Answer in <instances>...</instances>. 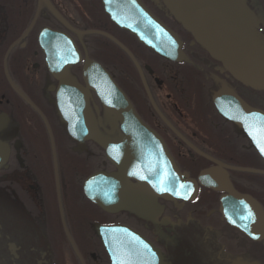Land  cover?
<instances>
[{
    "label": "flooded vegetation",
    "instance_id": "obj_1",
    "mask_svg": "<svg viewBox=\"0 0 264 264\" xmlns=\"http://www.w3.org/2000/svg\"><path fill=\"white\" fill-rule=\"evenodd\" d=\"M47 1L54 11L41 0H0V264H264V238L255 241L227 222L223 191L198 184L191 200L165 198L128 178L123 203L113 183L110 210L102 206L110 195L98 174L117 172L104 141L121 143L123 133L91 90L92 137L72 130L41 33H60L76 46L79 59L62 72L66 80L85 86V57L102 65L181 172L197 180L206 169L225 170L234 189L263 210L264 159L219 114L213 93L226 86L264 110V90L234 80L159 1L141 0L178 37L175 60L115 25L101 0ZM247 3L264 38V0ZM111 227L139 234L155 254L136 255L130 244L121 258L120 232L108 233L112 263L102 239Z\"/></svg>",
    "mask_w": 264,
    "mask_h": 264
},
{
    "label": "water",
    "instance_id": "obj_2",
    "mask_svg": "<svg viewBox=\"0 0 264 264\" xmlns=\"http://www.w3.org/2000/svg\"><path fill=\"white\" fill-rule=\"evenodd\" d=\"M41 1L49 4L47 0ZM156 1L234 80L256 91L264 90V38L257 31L259 19L247 0ZM101 3L114 24L136 36L149 49L172 60L182 55L176 34L141 0H101ZM41 40L55 60L50 66L59 79V105L70 119L72 130L78 136L92 137L94 123L87 109V91L91 90L123 133L121 143L105 140L103 145L107 159L117 168L114 173L98 174L104 177L106 197L110 195V200L102 204L106 210L112 204L113 183L115 191L120 185V205L123 203V179L143 183L158 196L184 200L194 198L200 184L224 192L220 210L230 225L255 241L264 238V210L251 195L234 189L227 171L213 167L202 171L197 180L188 177L178 169L163 141L140 119L126 94L102 65L85 57L82 67L85 86L66 80L62 72L79 59L76 46L60 33H41ZM213 101L219 114L234 123L264 159V110L248 105L226 86L213 93ZM105 230L102 239L112 263L113 245L108 233L120 232L121 258L127 257L124 248L132 244L137 255L155 254L153 246L133 231L123 227Z\"/></svg>",
    "mask_w": 264,
    "mask_h": 264
},
{
    "label": "rangeland",
    "instance_id": "obj_3",
    "mask_svg": "<svg viewBox=\"0 0 264 264\" xmlns=\"http://www.w3.org/2000/svg\"><path fill=\"white\" fill-rule=\"evenodd\" d=\"M111 55V54H110ZM113 55H114V59L116 60V53L115 52H113Z\"/></svg>",
    "mask_w": 264,
    "mask_h": 264
}]
</instances>
